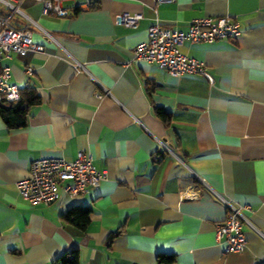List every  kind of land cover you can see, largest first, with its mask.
<instances>
[{"label": "crops", "instance_id": "1", "mask_svg": "<svg viewBox=\"0 0 264 264\" xmlns=\"http://www.w3.org/2000/svg\"><path fill=\"white\" fill-rule=\"evenodd\" d=\"M61 5L65 17L22 0L40 26L30 27L32 41L43 49L0 59L9 83L39 98L23 126L0 117V264H62L73 251L78 264H157L159 254H172L173 264H264V238L249 225L240 252H225L215 235L227 214L219 195L247 206L243 213L264 232V0ZM121 13L140 14L136 27L117 23ZM223 15L240 23L236 38L179 46L205 64L212 83L132 60L156 21L184 31L192 18ZM82 151L106 171L98 187L50 204L21 198L15 182L32 161L74 160ZM70 208L89 209L83 227V216L63 217Z\"/></svg>", "mask_w": 264, "mask_h": 264}, {"label": "built area", "instance_id": "2", "mask_svg": "<svg viewBox=\"0 0 264 264\" xmlns=\"http://www.w3.org/2000/svg\"><path fill=\"white\" fill-rule=\"evenodd\" d=\"M39 1L42 3L44 14L57 17H65L69 14V10L61 5V0ZM173 1L155 0L156 3ZM21 2L22 0H0V6L5 8L4 12L0 11V59L9 56L11 52H40L43 49L41 45L35 44L31 37L30 27L40 26L21 9ZM15 15L23 19L22 26H15L12 23V17ZM140 17L138 13H121L115 16V21L136 27ZM240 32V23L230 15L192 18L184 31L161 26L156 21L148 28L147 40L135 46L132 60L155 64L174 76L200 74L212 83L213 78L205 64L181 53L179 46L186 40L211 42L217 39L236 38ZM69 63L75 69L87 72L84 64L73 57H70ZM30 71L31 69L28 68L27 72ZM9 78L10 68L3 66L0 71V99L14 103L20 98V87L9 83ZM161 144L170 150L162 142ZM105 177L106 171H100L94 166L92 153L82 151L74 160L52 157L32 161L28 174L17 180L15 185L21 198L28 203L50 204L56 202L62 195L82 196L91 188L98 187ZM198 178L204 182L202 178ZM219 197L227 208V214L223 220L216 223L215 235L216 241L223 246L225 252H240L245 248L247 241L243 224L254 228L264 238V232L255 228L243 213L247 206L236 205L220 195Z\"/></svg>", "mask_w": 264, "mask_h": 264}, {"label": "trees", "instance_id": "3", "mask_svg": "<svg viewBox=\"0 0 264 264\" xmlns=\"http://www.w3.org/2000/svg\"><path fill=\"white\" fill-rule=\"evenodd\" d=\"M25 90V89H24ZM20 90V98L17 102L9 103L3 99H0V117L5 121L8 126L19 127L25 124L26 108L29 104L36 103L39 98L37 94L32 90ZM25 95V97H24ZM24 98L26 103H24ZM158 116L166 121L168 119V113L157 109ZM88 208H70L64 214L63 217L71 218L82 216L84 219L81 223L82 227L89 220L88 219ZM62 264H78V253L76 251L71 252L70 255L64 253L60 257ZM174 256L172 254H159L157 256V264H173Z\"/></svg>", "mask_w": 264, "mask_h": 264}]
</instances>
